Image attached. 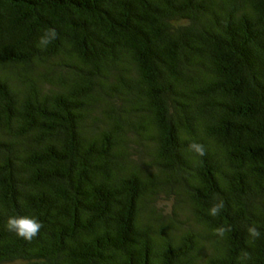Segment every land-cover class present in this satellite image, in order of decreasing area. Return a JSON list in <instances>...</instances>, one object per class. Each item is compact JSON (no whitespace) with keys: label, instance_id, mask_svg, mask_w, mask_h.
Masks as SVG:
<instances>
[{"label":"trees","instance_id":"1","mask_svg":"<svg viewBox=\"0 0 264 264\" xmlns=\"http://www.w3.org/2000/svg\"><path fill=\"white\" fill-rule=\"evenodd\" d=\"M0 264H264V0H0Z\"/></svg>","mask_w":264,"mask_h":264},{"label":"clouds","instance_id":"2","mask_svg":"<svg viewBox=\"0 0 264 264\" xmlns=\"http://www.w3.org/2000/svg\"><path fill=\"white\" fill-rule=\"evenodd\" d=\"M197 150L202 152V149L198 148ZM216 211H217L216 208L212 209L213 214H215ZM7 226L9 230L16 232L17 235L27 240H31L39 233L42 224L38 219L34 217H26V218L10 217Z\"/></svg>","mask_w":264,"mask_h":264}]
</instances>
